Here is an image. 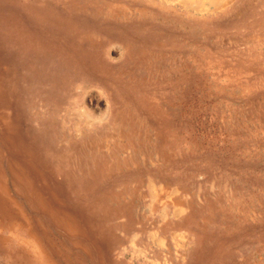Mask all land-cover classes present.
<instances>
[{"label":"rangeland","instance_id":"1","mask_svg":"<svg viewBox=\"0 0 264 264\" xmlns=\"http://www.w3.org/2000/svg\"><path fill=\"white\" fill-rule=\"evenodd\" d=\"M0 264H264V0H0Z\"/></svg>","mask_w":264,"mask_h":264}]
</instances>
